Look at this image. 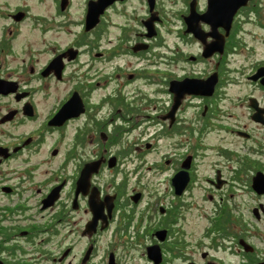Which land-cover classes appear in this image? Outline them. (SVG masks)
Segmentation results:
<instances>
[{
	"label": "flooded vegetation",
	"instance_id": "flooded-vegetation-1",
	"mask_svg": "<svg viewBox=\"0 0 264 264\" xmlns=\"http://www.w3.org/2000/svg\"><path fill=\"white\" fill-rule=\"evenodd\" d=\"M264 264V0H0V264Z\"/></svg>",
	"mask_w": 264,
	"mask_h": 264
},
{
	"label": "water",
	"instance_id": "water-1",
	"mask_svg": "<svg viewBox=\"0 0 264 264\" xmlns=\"http://www.w3.org/2000/svg\"><path fill=\"white\" fill-rule=\"evenodd\" d=\"M258 264H263V263H258Z\"/></svg>",
	"mask_w": 264,
	"mask_h": 264
}]
</instances>
